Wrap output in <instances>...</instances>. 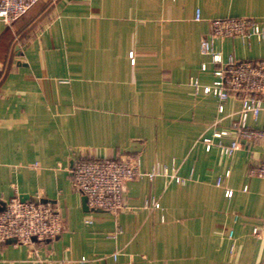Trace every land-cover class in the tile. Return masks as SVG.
Instances as JSON below:
<instances>
[{"label":"crops","instance_id":"crops-1","mask_svg":"<svg viewBox=\"0 0 264 264\" xmlns=\"http://www.w3.org/2000/svg\"><path fill=\"white\" fill-rule=\"evenodd\" d=\"M238 16L264 30V0H41L10 25L0 20V208L18 195L60 209L65 228L41 248L45 264H260L264 238L252 231L264 225V178L249 169L264 162V140L233 155L207 151L203 137L230 130L241 100L229 96L220 113L190 82L216 79L199 53L210 21ZM214 48L225 60L264 58V39L226 37ZM248 125L264 126V101ZM130 155L141 171L174 166L188 180L135 178L127 210L84 211L74 163ZM152 198L160 209L145 208ZM29 250L3 243L0 264H41ZM114 252L117 261L97 260Z\"/></svg>","mask_w":264,"mask_h":264},{"label":"built area","instance_id":"built-area-1","mask_svg":"<svg viewBox=\"0 0 264 264\" xmlns=\"http://www.w3.org/2000/svg\"><path fill=\"white\" fill-rule=\"evenodd\" d=\"M41 0H0V20L7 25L12 24L24 15ZM200 11L197 10L195 20H200ZM237 37L243 42L256 39L262 42L264 30L254 17L238 16L212 19L210 32L200 40L199 53L209 56L211 63L215 65L214 75L216 79L209 85H202L198 79H191V85L196 91L215 96L220 105V113L224 111V101L229 96L236 95L241 100V107L236 121L232 123L230 130L215 131L212 137H203L205 149L219 148L225 155H233L241 149L243 142L264 140V126L252 128L248 125L249 117L257 119L263 109L264 101V58L239 60L233 55L225 60L220 52L215 51L214 44L218 39ZM131 63L134 64V53L129 54ZM207 69L203 63L202 70ZM229 137V143H224L222 138ZM141 161L137 155L125 158L90 159L83 158L76 161L71 169V181L87 196L88 206L94 209H103L113 215H119L127 210L124 192L129 181L135 178L145 177L153 181L157 177H165L169 182L184 183L188 179L178 174L174 166L167 167L160 164L153 165L148 171H141ZM227 175L229 172L226 173ZM249 175L264 178V162L249 169ZM220 185V181L217 182ZM247 189L244 188V191ZM233 191H225L227 197H231ZM23 200L15 195L8 203L0 208V245L10 239H15V246H27L39 263L45 264L41 258V248H46L64 230L63 215L52 202ZM145 208L156 210L161 208L160 202L152 198L145 201ZM87 224L92 220L87 219ZM122 232L120 226L111 235L116 238ZM253 234L264 238V225L262 228H254ZM229 237H233L230 231ZM118 252L103 255L97 260L102 261L112 258L117 261ZM87 258L82 257L81 262ZM260 264H264V257Z\"/></svg>","mask_w":264,"mask_h":264},{"label":"water","instance_id":"water-1","mask_svg":"<svg viewBox=\"0 0 264 264\" xmlns=\"http://www.w3.org/2000/svg\"><path fill=\"white\" fill-rule=\"evenodd\" d=\"M71 185H72V188H73L74 191L79 192V193L82 194L81 203H82L83 210L84 211H95L96 209L90 208L88 206L87 196L84 195L83 192L72 181H71ZM29 199L34 201V202H38L37 197H27L25 200H29ZM40 200L43 201V202H47L48 201L46 199H40ZM14 241H15V239H10L7 242L8 243H13Z\"/></svg>","mask_w":264,"mask_h":264}]
</instances>
